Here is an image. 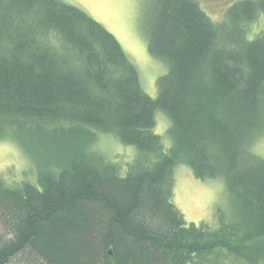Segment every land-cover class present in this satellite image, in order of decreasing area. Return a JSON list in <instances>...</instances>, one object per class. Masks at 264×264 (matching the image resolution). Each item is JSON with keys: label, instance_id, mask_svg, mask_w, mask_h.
Listing matches in <instances>:
<instances>
[{"label": "trees", "instance_id": "obj_1", "mask_svg": "<svg viewBox=\"0 0 264 264\" xmlns=\"http://www.w3.org/2000/svg\"><path fill=\"white\" fill-rule=\"evenodd\" d=\"M264 0L223 23L195 0H152L148 51L164 63L157 98L117 38L63 0H0V141L28 158L0 174V264H264ZM169 121V148L154 130ZM112 136L123 164L97 149ZM223 178L232 214L188 223L174 171ZM34 178L29 179V173Z\"/></svg>", "mask_w": 264, "mask_h": 264}, {"label": "rangeland", "instance_id": "obj_2", "mask_svg": "<svg viewBox=\"0 0 264 264\" xmlns=\"http://www.w3.org/2000/svg\"><path fill=\"white\" fill-rule=\"evenodd\" d=\"M78 7L102 24L120 42L126 54L136 64L145 92L152 98L158 95V79L167 73L168 67L150 55L148 51V22L152 0H63ZM217 23H223L227 11L237 1L243 0H195ZM264 30V14L259 15L247 27V36L255 38ZM154 132L167 148L171 141L166 136L170 126L168 117L159 111ZM252 151L264 158V135L252 144ZM97 149L110 160L121 162L133 155L131 148L123 146L112 136L99 138ZM30 162L12 138L0 141V174L19 180L30 171ZM29 179L34 178L30 172ZM174 203L188 223H207L218 228L221 215L232 214L230 195L223 178L205 181L194 177L192 170L179 165L174 171ZM5 233L0 223V241Z\"/></svg>", "mask_w": 264, "mask_h": 264}]
</instances>
